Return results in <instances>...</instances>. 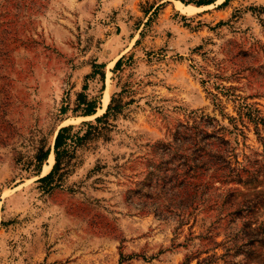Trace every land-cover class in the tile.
<instances>
[{
    "label": "rangeland",
    "instance_id": "obj_1",
    "mask_svg": "<svg viewBox=\"0 0 264 264\" xmlns=\"http://www.w3.org/2000/svg\"><path fill=\"white\" fill-rule=\"evenodd\" d=\"M224 1L0 0V264H264V0ZM114 94L124 113L37 183ZM197 124L205 151L178 146ZM218 146L229 169L203 165Z\"/></svg>",
    "mask_w": 264,
    "mask_h": 264
},
{
    "label": "trees",
    "instance_id": "obj_2",
    "mask_svg": "<svg viewBox=\"0 0 264 264\" xmlns=\"http://www.w3.org/2000/svg\"><path fill=\"white\" fill-rule=\"evenodd\" d=\"M178 1L182 2L185 5H194L196 7H204V6L208 7L214 5L217 2V0H178ZM231 1L232 0H225L218 8H224L228 6V4ZM159 7H157L154 10L153 15L157 13ZM254 10L257 11L259 14H263L264 8H259V9L254 8ZM150 20L151 19H149V21L146 23V26L149 25ZM126 60H127L126 56L121 57L116 62L113 72L116 73L120 71L125 65ZM128 60H131L132 63L133 57L132 56L129 57ZM92 68H93V72L92 74L87 76V79L100 76L101 79L104 81L105 64H98L97 62H94ZM88 90L89 87L88 84H86L83 87V91L80 92L77 97V108L74 110V113L79 114V116L81 117H92L96 115L100 105V102L97 99L89 98V94L87 93ZM118 95L120 96V94H114L112 96L111 102L108 105L105 114H103L100 117H97L94 121L83 123V125L86 126L87 128L83 133L72 134L74 128L73 126L63 127L59 130L54 145L55 164L51 172L46 176L41 177L42 166L48 160L51 154L50 150L46 152L40 151V153L35 158L36 176L41 177L37 180V183L47 188H53L56 185L58 179L63 177L65 174H67L66 172H62V171L63 170L68 171V169L70 168L72 164V160L74 158L75 148L81 147L87 141H89L92 135L94 134V132L92 131H95L97 133V134L95 133V136H98L100 133H102L103 127H105V125H109V119L111 117H117L124 113V111L126 110L127 106L130 103H124L123 100L117 97ZM207 119L209 118H206L205 121ZM199 126L200 125L197 124L193 128H186V130L183 132H177L175 135L176 144L179 146L182 140L186 141L189 139L192 141L191 144L194 147H197L196 151L201 152L203 149L205 151V148H207L208 146L207 141L210 140L213 137V135L208 133L204 129L199 128ZM218 140L221 139L219 138ZM210 158L211 160L209 162H203V165H206L207 163H212L213 165H218L221 168L229 169L230 163L226 160L225 157H223V155H221V148H219V146L218 149L215 152H213V155H211ZM198 165L199 164H197L194 167H197ZM186 166H188L187 163Z\"/></svg>",
    "mask_w": 264,
    "mask_h": 264
},
{
    "label": "bare ground",
    "instance_id": "obj_3",
    "mask_svg": "<svg viewBox=\"0 0 264 264\" xmlns=\"http://www.w3.org/2000/svg\"><path fill=\"white\" fill-rule=\"evenodd\" d=\"M222 1H224V0H222ZM180 7L182 8V10L184 12H187V13H195V12H198V11H200L202 9V8H197V7L193 8V7H189V6H184L182 4L180 5ZM107 102H108V100H107ZM50 162L52 164L55 163V155L54 154L51 155ZM48 170L50 171L51 167Z\"/></svg>",
    "mask_w": 264,
    "mask_h": 264
}]
</instances>
